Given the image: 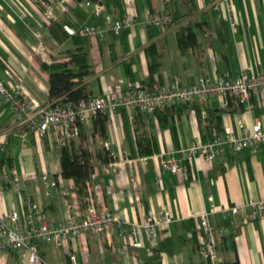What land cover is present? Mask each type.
<instances>
[{"label":"crops","instance_id":"1","mask_svg":"<svg viewBox=\"0 0 264 264\" xmlns=\"http://www.w3.org/2000/svg\"><path fill=\"white\" fill-rule=\"evenodd\" d=\"M55 17L69 23L95 25L107 19L130 17L134 23L118 33L107 31L102 37L85 36L84 50L92 73L85 79L92 95L122 94L136 86L170 85L176 79L186 83L200 76L217 77L239 72L264 73V0H231L235 25L231 28L222 13L206 4H194L196 44L180 51L176 30L183 22L169 28L146 24L148 12L166 13L162 0H104V10L96 13L78 0H61ZM180 21V22H179ZM41 8L30 0H0V80L7 86L24 85L39 101L47 102L48 73L42 63L65 60L67 50L75 47L68 39L57 44L47 36V23ZM155 44L161 54L160 78L152 82L145 48ZM41 46L40 53H36ZM172 115L159 123L148 114L154 146L149 155H139L134 131V115L125 109L107 111L105 135L95 118L84 123L85 143L93 155L91 187L95 205L116 212L124 224H139L148 213L167 211L172 221L159 228L152 238L139 230L141 247L128 243L121 226L110 233H91L76 238L72 245L57 247L42 244L40 254L50 264H69L76 254L78 264H154L156 254L161 264H213L195 246V216L224 206L264 200V144L236 153H224L212 162L201 155L187 159L182 152L196 141L207 142L211 130L198 110L212 112L220 130L228 127L234 134L242 128L260 124L264 128V90L244 106L225 109L219 98L204 104H173ZM240 125L243 127L240 128ZM20 127L7 104L0 100V163L9 177L19 178V190L0 177V210H23V199L32 197L48 220L62 222L65 209L61 190L73 192V181L61 179L57 188H46L42 176L53 179L60 174L58 147L49 136L25 147L18 143ZM105 144L109 147L105 148ZM99 151L126 155L130 160L114 175L100 170L95 158ZM6 157L10 158L7 160ZM186 165V173H172L163 168L168 158ZM49 189V192H47ZM84 208V207H82ZM22 218V213H20ZM212 228H232L217 238V250L224 264H264V218L241 223L216 211L209 215ZM75 250V251H74ZM19 252L0 250V264H20Z\"/></svg>","mask_w":264,"mask_h":264},{"label":"built area","instance_id":"2","mask_svg":"<svg viewBox=\"0 0 264 264\" xmlns=\"http://www.w3.org/2000/svg\"><path fill=\"white\" fill-rule=\"evenodd\" d=\"M42 9L46 21L55 17L56 6H61V0H30ZM169 0H162L167 5ZM194 4H206V0H190ZM83 5L89 6V0H83ZM93 9L96 13L104 10L103 0L94 2ZM208 4L218 13H222L231 28L235 25L234 6L231 0H209ZM169 17L166 14L149 11L146 18L147 25L163 27ZM134 23L130 17L119 19H105L100 24L80 25L78 29L64 25V30L69 35L79 33L81 36L96 35L102 37L105 32L118 33L124 27ZM39 46L36 53H40ZM264 90V73L239 72L236 75L223 74L214 78L200 76L197 80L186 83L176 79L170 85H164L154 90L136 86L122 94L92 95L89 99H81L77 103L64 106L39 101L22 84L14 87L5 85L0 80V100L7 104L15 115L16 125L20 127L18 143L21 147L27 146L33 139L37 142L46 137H53L55 145L59 147L63 141L77 139L80 133V125L106 114L107 111L125 109L147 111L151 114L156 109H163L173 104H189L197 101L204 104L210 98H219L222 107L244 106L249 108L253 97L258 96ZM206 112L202 111L205 118ZM243 126L240 125V128ZM0 150L4 149L6 140L1 142ZM264 144V128L260 124H254L250 128H242L240 134H234L226 127L223 130L211 129V138L207 142L196 141L182 150L187 159L194 155H201L206 162H212L224 153H236L246 149L257 148ZM105 148L109 145L105 144ZM130 159L124 155H113L108 163L101 164L100 170L106 175L117 174L123 165ZM163 168L172 173H186V165L180 164L176 158H168L163 163ZM0 177L4 178L15 189L19 190V178L9 177L0 163ZM61 175L56 178L42 176L46 188H57L61 182ZM87 204L81 207L80 197L73 192L61 190L64 203L65 218L62 222H53L47 219L40 207L26 195L23 199V210H10L3 213L0 210V250H15L19 252L21 264H50L40 254L42 244L53 243L57 247L72 245L76 238L87 233L95 236L110 233L115 227L121 226V232L128 236V243L134 247H141L139 230L142 229L152 244L154 236L162 226L171 221L169 212L158 214L148 213L139 224L125 225L120 214L98 208L93 197V188L87 183ZM49 192V189L48 191ZM231 216L241 223H248L257 218H264V200H251L243 204L224 206L204 211L195 216V246L203 257L213 264L221 262L217 250V238L232 233V228L213 229L209 215L214 212ZM22 213V218L20 217ZM75 251V250H74ZM69 264H78L76 254L71 253Z\"/></svg>","mask_w":264,"mask_h":264},{"label":"trees","instance_id":"3","mask_svg":"<svg viewBox=\"0 0 264 264\" xmlns=\"http://www.w3.org/2000/svg\"><path fill=\"white\" fill-rule=\"evenodd\" d=\"M83 1V0H78ZM94 3L97 0H89ZM104 1V0H103ZM195 5L190 0H169L165 6L169 16L166 28L177 24V20H183L176 30L179 50L182 52L193 47L196 44V27L201 25L194 21L193 15ZM64 25H70L76 29L81 24L69 23L58 16L54 17L47 23V36L57 44H62L68 39L72 40L75 47L67 50L65 60H53L51 63H42L41 68L48 73V94L47 102L64 106L67 104L77 103L81 99H89L92 94L88 89L85 79L92 73L91 65L87 58V52L84 50V38L79 33L69 35L64 30ZM149 26V25H148ZM148 60L149 76L154 81L155 77L160 78L159 68L161 66V54L158 52L155 44H150L145 48ZM141 86V85H140ZM153 83L147 87L150 91L158 87H153ZM132 90L134 88H131ZM173 106H167L163 109H156L154 114L159 123L166 122L167 118L172 115ZM202 118L201 110H198ZM212 112H206L205 120L210 128L220 130L219 121L214 120ZM134 131L136 135V146L139 155H149L153 152L154 140L150 130L148 114L140 110H134ZM106 114L98 115L95 120L99 124V131L105 135V117ZM80 125V133L77 139L65 140L58 147L60 161V175L62 179H71L73 189L80 197L81 207L87 204V183L91 184V175L94 171L93 155L89 152L85 143V132ZM99 164L108 163L113 159L108 151H99L95 154ZM7 160L10 158L6 157ZM2 163V162H1ZM2 165V164H1ZM14 251V250H12ZM20 261V254H18ZM154 264H161L160 258L154 254L152 257ZM21 264V262H20ZM218 264H224L219 262Z\"/></svg>","mask_w":264,"mask_h":264},{"label":"rangeland","instance_id":"4","mask_svg":"<svg viewBox=\"0 0 264 264\" xmlns=\"http://www.w3.org/2000/svg\"><path fill=\"white\" fill-rule=\"evenodd\" d=\"M164 5V8H165V4H163ZM164 14H166L167 15V12L166 13H164ZM168 16V15H167ZM169 17V16H168ZM180 22V21H179ZM156 27H158V26H156ZM161 28H166V25L165 26H163V27H161ZM220 76V75H219ZM209 77V76H208ZM210 78H212V77H210ZM143 112H146V113H150V112H147V111H143ZM151 114V113H150ZM152 114H154V112L152 113Z\"/></svg>","mask_w":264,"mask_h":264}]
</instances>
